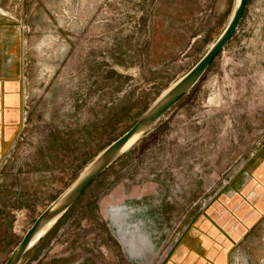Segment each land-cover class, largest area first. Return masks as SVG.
Wrapping results in <instances>:
<instances>
[{"label": "rangeland", "instance_id": "rangeland-1", "mask_svg": "<svg viewBox=\"0 0 264 264\" xmlns=\"http://www.w3.org/2000/svg\"><path fill=\"white\" fill-rule=\"evenodd\" d=\"M237 3L0 0V76L25 85L0 163V264L206 55ZM121 206L141 232L134 257L111 216ZM51 232L21 264H184L183 250L189 264H264V0H249L200 82Z\"/></svg>", "mask_w": 264, "mask_h": 264}, {"label": "water", "instance_id": "water-1", "mask_svg": "<svg viewBox=\"0 0 264 264\" xmlns=\"http://www.w3.org/2000/svg\"><path fill=\"white\" fill-rule=\"evenodd\" d=\"M248 2L249 0H238L227 28L206 55L188 74L162 95L128 132L97 156L94 162L78 176L72 185L37 218L5 264H21V262L51 233L57 223L78 202L87 189L107 172L108 169L117 163L124 154L134 147L167 112L189 94L200 82L214 60L233 39L242 21ZM137 135H140L138 141L128 150L123 151L128 143ZM58 216L59 218L54 226L43 236L37 238L42 227Z\"/></svg>", "mask_w": 264, "mask_h": 264}, {"label": "crops", "instance_id": "crops-1", "mask_svg": "<svg viewBox=\"0 0 264 264\" xmlns=\"http://www.w3.org/2000/svg\"><path fill=\"white\" fill-rule=\"evenodd\" d=\"M24 88V82L19 78L10 79L8 75L7 77L0 76V163L23 120ZM61 221L62 219L56 226ZM137 234H141V232L138 230ZM134 241H136V238H134ZM135 244L138 248L139 243L135 242ZM181 253L182 263L189 264L185 251L183 250Z\"/></svg>", "mask_w": 264, "mask_h": 264}, {"label": "bare ground", "instance_id": "bare-ground-1", "mask_svg": "<svg viewBox=\"0 0 264 264\" xmlns=\"http://www.w3.org/2000/svg\"><path fill=\"white\" fill-rule=\"evenodd\" d=\"M139 138H140V135L135 136L128 143V145L124 148L123 151L128 150L133 144H135L138 141ZM121 207L114 208L113 210H111V216H112L114 225H115V227L117 229L118 236L120 237L122 243L125 245V248L127 247V249L130 252L131 256L134 257L136 255V251H137V246L135 244L136 241H134V238H135V235L138 233V231H137L138 229L133 231V229L131 228V225L130 224L127 225V223L125 222V220H126L125 218L130 215V211L126 207H122V208ZM114 217L117 219L116 221L114 220ZM58 218H59V216L56 217L55 219H53L52 221H50L49 223L45 224L44 227H42V229L40 230L39 234L37 235V238L41 237L45 233H47L54 226V224L56 223Z\"/></svg>", "mask_w": 264, "mask_h": 264}, {"label": "trees", "instance_id": "trees-1", "mask_svg": "<svg viewBox=\"0 0 264 264\" xmlns=\"http://www.w3.org/2000/svg\"><path fill=\"white\" fill-rule=\"evenodd\" d=\"M72 208H73V207H72ZM72 208H71V209H72ZM71 209H70V210H71ZM70 210H69V211H70ZM69 211H68V212H69ZM66 214H67V213H66ZM66 214H65V215H66ZM51 233H52V232H51ZM51 233H50V234H51ZM50 234H49V235H50ZM49 235H48V236H49ZM48 236H47L46 238H48ZM46 238H45V239H46ZM36 249H37V248H36ZM36 249H34L32 252H34ZM32 252H31V253H32ZM31 253H30V254H31Z\"/></svg>", "mask_w": 264, "mask_h": 264}]
</instances>
